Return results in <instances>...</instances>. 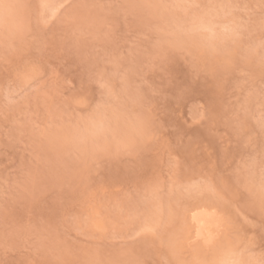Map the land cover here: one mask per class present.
Returning a JSON list of instances; mask_svg holds the SVG:
<instances>
[{"label":"rangeland","instance_id":"obj_1","mask_svg":"<svg viewBox=\"0 0 264 264\" xmlns=\"http://www.w3.org/2000/svg\"><path fill=\"white\" fill-rule=\"evenodd\" d=\"M0 264H264V0H0Z\"/></svg>","mask_w":264,"mask_h":264},{"label":"bare ground","instance_id":"obj_2","mask_svg":"<svg viewBox=\"0 0 264 264\" xmlns=\"http://www.w3.org/2000/svg\"><path fill=\"white\" fill-rule=\"evenodd\" d=\"M192 219L197 226V238L198 236L205 238L204 231L208 230L213 224L216 223L215 217L203 210L194 212Z\"/></svg>","mask_w":264,"mask_h":264}]
</instances>
